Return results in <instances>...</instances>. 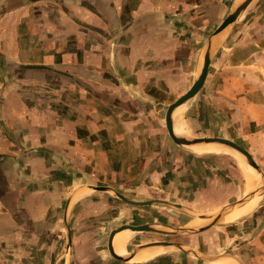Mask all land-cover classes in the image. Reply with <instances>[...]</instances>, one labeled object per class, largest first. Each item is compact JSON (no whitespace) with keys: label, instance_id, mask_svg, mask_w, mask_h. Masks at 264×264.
Masks as SVG:
<instances>
[{"label":"crops","instance_id":"obj_1","mask_svg":"<svg viewBox=\"0 0 264 264\" xmlns=\"http://www.w3.org/2000/svg\"><path fill=\"white\" fill-rule=\"evenodd\" d=\"M224 1L0 0V264H214L203 256L223 251L264 264V203L255 217L200 232L202 257L175 250L137 261L140 250L128 261V250L116 259L105 239L102 251L86 233L75 242L69 221L101 193L150 201L120 198L128 208L163 199L216 217L246 195L245 186L232 193L240 174L220 153L181 154L156 107L196 80ZM218 34L186 114L198 135L223 119L211 132L244 145L264 171V0ZM32 83L48 89L21 88Z\"/></svg>","mask_w":264,"mask_h":264},{"label":"rangeland","instance_id":"obj_2","mask_svg":"<svg viewBox=\"0 0 264 264\" xmlns=\"http://www.w3.org/2000/svg\"><path fill=\"white\" fill-rule=\"evenodd\" d=\"M239 1L240 0H225L223 2L222 11H216L215 14H217V15L214 17L215 20L213 23H208L210 26L207 29L208 30H210V29L214 30L219 25V23L224 19V17L237 5V3ZM213 24H214V26L212 27ZM231 27H232V23L226 28L225 32H223V33L226 34L227 31H229V29ZM223 33L220 34L221 39L223 37ZM21 88H23V89L27 88L26 93H31V94H35V93L40 94L41 92H44L45 90L47 91V89H48V87H46V88L43 86L41 87L37 83H32L28 87L21 86ZM167 88L168 87L165 86L164 90L168 93ZM170 88H172V87H170ZM169 95L171 98H172V96H174L171 92H169ZM168 104L169 103L159 104V108H158V106H156L157 109L159 110L158 115L160 116V118H159L160 124L164 128H165L164 119H163L164 118V111H165ZM187 105H188V102L184 103V110H183L184 128H185V133H186V135H184V136L186 138L213 137L216 135H215V133L213 134L211 132L212 129L223 128V127H220L221 126L220 124L223 123V119L220 118L219 119L220 122L217 125L218 127L216 126V124L215 125H208V126L204 125L202 127L198 126L197 129H203L205 132L201 133V135L195 134L193 132L191 125H190V119L186 114ZM210 119L211 118H209L208 121ZM224 128H226V127H224ZM165 130H166V128H165ZM206 130H207V132H206ZM209 132H211L212 134ZM241 146L244 147V145H241ZM177 147H179L181 149L180 150L181 154H185V153L186 154H189V153L194 154L195 153V152L189 150L184 145L183 146L182 145L177 146ZM207 154L208 153H204V155H207ZM235 154L237 155V153H234L231 150H229V153H220L218 155L223 157L225 160L229 161L232 164L233 168H235L239 171V174H240L239 180L238 181L234 180L235 181L234 184H236V186H238V189H236V191L235 190H231V191H232V193H235V194H242L244 192V190H243L244 186L246 185L245 184L246 178H245V173L241 167V163L238 161ZM211 155H214V154H211ZM261 171H262V169H261ZM224 173H225V171H223V174ZM262 173H263V177H264V171H262ZM243 180H244V182H243ZM259 182H260L261 189H260L259 193L257 194V196L260 194V198H258L259 199L258 203L256 204L255 208L253 207V209L250 212H248V214H250V215L246 214L248 216H246V215H244L245 217L241 216L240 218L234 220L235 223L245 219L246 217H253V216L255 217L261 213V211L259 209L256 212H254L257 209L258 204L260 206L261 203H264V198L262 196V191L264 190V178L262 179L260 177ZM95 195H98V196H95L93 199L90 200V205L82 207L79 215L78 214L71 215L69 217V221H70V223L74 224V225H71V234H73V239L74 238L75 239H77V238L85 239V238L89 237L93 241L96 242L97 248L100 249V251H102L104 249L103 245H102L103 240L105 239L108 228L110 229L111 228L110 226H112V225L115 226V225L124 224V223H133V224H142L143 223L146 225H154L155 227H159V228L165 229V230L171 229L168 231H173L174 228H184V225L186 227H190V228L194 227L195 225H199L202 221H204V219L201 218L199 220L200 223L199 222L194 223L196 221V218L201 217V215H203L205 217H209L214 212V210L207 212V211L200 210V209H191L190 207H186L183 204H177L174 201H165L163 199H155V200H158L159 202L164 201L163 203H166L167 204L166 206L164 204H161L162 202H160V203L156 202L154 204L157 206H152L150 208L149 207H144V208H135V207L131 208L130 207V208H128L129 205L127 206L116 195H115L116 197L114 196V197L108 198V201H106L107 198H104V197H107L106 194L103 195L101 193V194H95ZM171 200H173V199H171ZM124 207H126V208H124ZM217 211H218V213L219 212L221 213V209H219ZM214 216L216 217V215H214ZM77 217H78V219H77ZM75 218H76V220H75ZM213 220H215V219L213 218L211 221H213ZM157 224H159V225L156 226ZM161 224H166V225H161ZM221 226L226 227L227 225H221ZM241 226L242 225H236L235 227H241ZM252 226L254 228L256 225H252ZM124 231H125V229L119 231L114 236L115 242H116L118 235H120ZM223 232H224V230H223ZM233 232H235V230H233V231L231 230L230 233L226 234V236H228V239L231 238V236L229 234H233ZM237 232H240V235H238L237 238L240 236H243L245 234L244 230L239 229L237 231V229H236V233ZM83 233L88 234V236L84 238ZM254 234H256V233H254ZM223 235L221 234V236H223ZM253 235L250 234L248 237H253ZM200 237L201 236L199 233H196V234H193V233L192 234L191 233L165 234V233H153V232L151 233V232L132 231L130 234L127 233L124 236H122V238L120 239L121 240L120 244L125 239V250L124 251L127 254H128V250L133 251L137 247L138 244L143 243V242H151V241L180 242L183 244L184 247H187V248L192 249V250L194 249L195 252H198L199 249H197L198 248L197 245H199ZM75 242H76V240H75ZM115 242H114V250H115ZM83 244H84V242H80V244H79V246H80L79 249L81 250V253L84 251L82 249ZM127 246L129 249L127 248ZM84 249L87 250V247H84ZM175 250L177 251V249H175V248H172V249L169 248L164 253H166L168 251H175ZM119 252H120V245H119ZM223 252L219 253V255L229 253V254H233V255L237 256L236 252H234V251L233 252L223 251ZM164 253H162V254H164ZM121 255L125 256V254H121ZM215 262H214V264H216Z\"/></svg>","mask_w":264,"mask_h":264},{"label":"water","instance_id":"obj_3","mask_svg":"<svg viewBox=\"0 0 264 264\" xmlns=\"http://www.w3.org/2000/svg\"><path fill=\"white\" fill-rule=\"evenodd\" d=\"M251 0H240L237 5L224 17V19L219 23V25L213 30V32L211 33V35L208 37L207 42H206V47H205V51L203 54V58H202V64H201V69H200V73L198 75V77L196 78V80L192 83V85L187 89V91L185 93H183L182 95H180L176 100L172 101L171 103H169L164 111V125L165 128L167 130V133L169 135V137L172 139L173 142H175L176 144L179 145H191V144H195V143H201V142H218L221 143L229 148L235 149L237 151H239L245 158V160L247 161V163H249L251 166H253L257 171H258V182H259V178L261 177L262 179L263 177V173L261 171V168L259 167V165L257 164V162L253 159L252 155L250 154V152L245 149L244 147H242L240 144L236 143L233 140L227 139V138H223V137H217V136H213V137H193V138H186V137H176L173 133V129L171 126V122H170V113L173 110V108H175L176 106L188 101L189 99H191L193 96H195L199 90L201 89L206 76H207V72H208V67L210 64V60L212 57V53H213V48L211 45V42L213 41V37L214 35L220 33L221 31H223L224 29H226L238 16L239 14L245 9V7L249 4ZM1 5V2H0ZM96 189H98L96 187ZM261 187H260V182L254 187V190L249 193L246 194L243 198H241L240 200L231 203L227 206H225L222 210H221V214L218 215L217 217H215L213 221H211L209 224L197 228V229H189V228H174L173 231H168L165 229H161L159 227H155V226H151V225H133L130 223H124V224H119L118 226L112 228L110 231L107 232L106 236H105V242H106V246H107V250L110 253V255L116 259H125V257L123 256H118L115 255L110 247V237L111 235L123 228H128L132 231H141V232H148V231H153V232H158V233H165V234H178V233H200L203 232L205 230H208L214 226H216L218 223H221L225 220V217L229 214V212L232 210L233 207H235L236 205H238L239 203H243V202H248L251 199L255 198L257 196V194L259 193ZM120 198L122 200H124L127 203H131V204H147L150 203V201L147 202H132L129 201L123 197L120 196ZM163 202V201H160ZM153 245H169L172 246V248H175L177 250H182V251H187L190 253H193L197 256L202 257L199 253L193 251L192 249H189L187 247H184L182 243L180 242H170V241H154V242H150V243H145L143 245L137 246L131 253L130 255L134 254L137 250L142 249V248H146V247H150ZM224 256H231L234 259H236V261L239 264H243L241 262V260L233 255V254H220L217 255L216 257H205L207 260H216L218 258H222Z\"/></svg>","mask_w":264,"mask_h":264},{"label":"bare ground","instance_id":"obj_4","mask_svg":"<svg viewBox=\"0 0 264 264\" xmlns=\"http://www.w3.org/2000/svg\"><path fill=\"white\" fill-rule=\"evenodd\" d=\"M224 31L225 30L220 32L218 35H220ZM220 37H221V35H220ZM213 41L211 42L212 47L214 44ZM184 103H186V102H184ZM184 103L173 108V110L170 113V122H171V126L173 129V133L176 137H185L184 135H186L184 124H183L184 121L182 118V113H181V108H180L182 105H184ZM184 146L187 147L189 150H191L195 153H198V154H202V153H229V150H231L232 152L237 153V155L235 154V156L237 157L238 161L241 163V167L245 173V178H246L245 193L246 194L251 193L254 190V187L259 183L257 170L253 166H251L249 163H247L244 156L239 151H237L235 149L229 148V147H227L221 143H218V142H201V143H195V144L184 145ZM258 198H260V194L256 198L251 199L250 201H248L246 203H239L238 205L233 207L232 210L230 211V213L225 217V221H234V220L240 218L241 216L244 217V215L248 214V212H250L253 209V207L255 208V206L259 200ZM214 215H217V213H215V211L209 217H205V216L201 215V217L196 218L197 222L196 221L194 222V223H198L199 220L201 218H203L204 221H202L201 223L199 222L200 223L199 225H195L192 228L186 227L185 225H184V227L189 228V229H197L199 227H203L204 225L209 223L213 218H215ZM124 229L126 231H124L120 235H118L116 242H115V252L118 253L119 256H122L121 254L127 255V253L124 251L125 250V239L121 242V244H120V241H121L120 239L124 233L132 232V230H130L128 228H123V229H120V230L114 232L110 237V247H111L113 253L115 254V252L113 250L114 236L119 231L124 230ZM168 230H171V229H168ZM119 245H120V252L121 253L119 252ZM153 246H156L155 247L156 249ZM153 246L146 247V249L142 248V249L137 250L133 256L128 258V261L131 258H133L137 254V252H139L140 250H141V252H139L137 254V256L135 257V259L137 261H147L149 259L157 257L158 255H161L162 253L167 251L169 248L172 249V246H169V245H153ZM222 258H220L221 260L220 259L215 260L216 261L215 263L216 264H239L236 261V259H234L231 256H224Z\"/></svg>","mask_w":264,"mask_h":264}]
</instances>
